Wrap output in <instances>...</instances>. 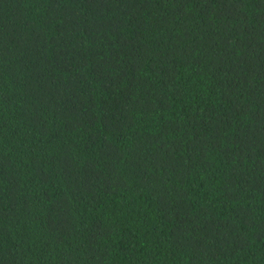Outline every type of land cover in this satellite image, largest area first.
Segmentation results:
<instances>
[{"label":"trees","instance_id":"16d2710c","mask_svg":"<svg viewBox=\"0 0 264 264\" xmlns=\"http://www.w3.org/2000/svg\"><path fill=\"white\" fill-rule=\"evenodd\" d=\"M0 264H264V0H0Z\"/></svg>","mask_w":264,"mask_h":264}]
</instances>
